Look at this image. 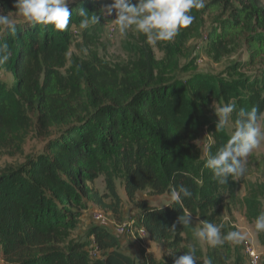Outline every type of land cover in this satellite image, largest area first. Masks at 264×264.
Returning <instances> with one entry per match:
<instances>
[{
	"label": "trees",
	"instance_id": "1",
	"mask_svg": "<svg viewBox=\"0 0 264 264\" xmlns=\"http://www.w3.org/2000/svg\"><path fill=\"white\" fill-rule=\"evenodd\" d=\"M97 1L69 6L72 15L64 30L20 21L15 35L0 32L9 56L0 63L8 73H0V148L18 144L21 107L37 114L40 132L57 131L47 154L0 172V242L6 264H173L197 241L193 224L185 228L176 223L178 217L186 210L216 224L220 209L238 198V179L218 184L204 167L207 157H201L197 139L205 131L215 154L230 137L227 129L216 131L218 118L205 109L212 102H234V120L240 108L264 113V67L240 74L264 63V5L260 0H204L199 13L191 11L197 22L208 15L207 53L246 48L249 59L223 73L194 72L180 79L167 73L152 49H142L136 61L125 65H112L94 53L90 61L71 64L64 77L61 67L82 19L78 9L96 15ZM14 3L0 0V10L15 12ZM191 30V25L183 28L181 43H187ZM82 32L90 43L92 34ZM169 51L176 54L173 47ZM117 171L123 172L125 195L139 211L136 227H144L149 241L171 252L165 259L145 250L139 258L126 253L121 245L125 237L97 223L88 230L93 246H61V237L75 228L89 203L121 216ZM102 177L103 192L95 187ZM179 185L193 194L183 198L184 209L172 201L157 206L137 197L148 188L154 195L170 196ZM174 223L175 232L170 229ZM195 249L196 264H245L230 242L206 253Z\"/></svg>",
	"mask_w": 264,
	"mask_h": 264
},
{
	"label": "rangeland",
	"instance_id": "2",
	"mask_svg": "<svg viewBox=\"0 0 264 264\" xmlns=\"http://www.w3.org/2000/svg\"><path fill=\"white\" fill-rule=\"evenodd\" d=\"M82 1L84 4H87V0H69V6ZM260 1L264 5V0ZM109 3H111V0H98L94 4V7L97 9L96 15L99 17V23L90 25L87 28L93 36L90 43L82 36L83 29L80 27L73 29L74 35L71 47L64 66L61 67V73L64 77L68 75L67 69L71 64L75 62L81 63L84 60L90 61L94 53H97L99 58L112 65H125L136 61L140 57L142 49H152L156 58L161 61L162 66L168 69L167 73L180 79H186L189 74L194 72L220 74L225 72L229 65L249 59L246 48L241 45L238 47H228L222 54H216L215 52L207 53L206 36L211 27L207 14L204 15V18L198 20V22L197 19H194L191 24L192 33L187 43H181L178 38V35L183 31V28H181L171 41L149 44L146 42V37L143 34H133L131 30L126 36L119 34L111 22V20L115 19V15L113 14V16L106 18L107 16L103 12L105 5ZM133 3L135 2L133 1ZM201 10L199 9L198 13ZM15 12H11L9 15L17 22L24 21ZM169 47L175 49L176 54L174 56L171 55ZM172 58L173 63L170 64ZM262 67H264V63H259L251 71H240V74L250 75L256 70L262 69ZM43 72L44 69L37 73L39 79L43 77ZM0 73L2 76L8 75L2 66H0ZM219 105L221 104L218 102H212L205 105V109L210 114L215 115L214 107ZM20 115L22 126L21 138L17 142L18 144L7 142L9 144L0 148V172L15 169L25 164L30 157L47 154L48 141L57 135V131L55 130H52L50 133L40 132L37 127V114L31 112L28 108L21 107ZM231 121L232 126L226 128L230 135L234 131L235 120L231 117ZM260 124L262 129H264V120H261ZM197 143L201 149V157L205 159L204 146L209 144V137L205 131L199 135ZM115 181L117 189L123 198L120 219L108 211H106V220L100 221L95 219V212L103 209L93 203H89L88 209L78 220L75 228L61 237L60 243L62 247L66 249L74 243H87V247L93 246V238L88 234V230L92 224H101L114 230V225L116 224L132 223L133 220H138L139 211L137 207L125 195L123 186L124 174L122 171H117ZM238 181L239 191L237 200L232 203H228L227 201L218 213L219 216L216 224L224 225L226 232L239 231L245 236V239L240 243L230 242L235 254L243 258L245 264H264V231L257 232L255 230V218L257 216H253V213L259 215L264 212V141L247 157L246 171L244 175L238 178ZM95 187L102 192L105 191L103 177L95 182ZM137 197L139 201L146 200L149 204L157 206L165 205L171 201L169 195H154L150 188L139 192ZM248 202L252 204V207L249 206ZM200 222L199 218L193 217V226L195 228L202 226ZM130 237L128 236L124 239L129 241L128 244H133L136 250L135 256L138 258L141 257L142 250L151 251L157 259H165L171 255V252L167 251L163 244L153 243L146 237L144 239L138 235V239ZM247 245L252 246L257 251L258 258L256 261L245 252ZM189 246L195 247L203 253H206L211 247L206 242L198 240ZM129 248L131 249L130 244ZM0 264H6L3 259V246L1 242Z\"/></svg>",
	"mask_w": 264,
	"mask_h": 264
},
{
	"label": "clouds",
	"instance_id": "3",
	"mask_svg": "<svg viewBox=\"0 0 264 264\" xmlns=\"http://www.w3.org/2000/svg\"><path fill=\"white\" fill-rule=\"evenodd\" d=\"M204 7V0H111L105 5L103 12L106 16L115 15L111 20L121 36H126L131 30L133 34H143L146 42L156 44L161 41H171L179 29L190 26L195 17L191 15L193 9ZM16 15L22 17L26 23L52 25L57 30H64L69 25L72 15L69 0H15ZM78 14L82 18L81 29L99 23V17L80 7ZM17 21L9 14L0 10V32L15 35ZM0 63L8 60V45L0 44ZM236 104L229 102L214 107L216 131L221 132L232 126L231 115L236 111ZM264 120V113H258L257 108L251 110L240 108L236 112L234 131L227 142L217 149L215 154L210 152L209 144L204 146L206 161L204 167L210 169L213 179L220 185L233 181L244 175L247 157L264 141V129L260 121ZM192 192L185 185H179L170 192V199L184 209L183 198H191ZM185 228L193 224V217L186 210L177 219ZM176 223L170 228L175 232ZM201 227L193 230L196 240L206 242L211 247L222 246L225 242L240 243L245 236L239 231H228L222 235V224H215L207 220L201 221ZM255 230L264 231V212L255 218ZM195 247H189L187 252L174 259L173 264H196Z\"/></svg>",
	"mask_w": 264,
	"mask_h": 264
},
{
	"label": "built area",
	"instance_id": "4",
	"mask_svg": "<svg viewBox=\"0 0 264 264\" xmlns=\"http://www.w3.org/2000/svg\"><path fill=\"white\" fill-rule=\"evenodd\" d=\"M108 18V16H107ZM113 30V25H112ZM106 211L104 210H97L95 212V219L104 221L107 219ZM135 224V225H134ZM114 232L119 237H128L131 236L133 239H138L137 235L141 238L146 237V230L144 227H136V222L133 220L132 223H123V224H116L114 225ZM245 252L252 257L254 261L258 258L257 251L252 247L248 246L245 249Z\"/></svg>",
	"mask_w": 264,
	"mask_h": 264
},
{
	"label": "crops",
	"instance_id": "5",
	"mask_svg": "<svg viewBox=\"0 0 264 264\" xmlns=\"http://www.w3.org/2000/svg\"><path fill=\"white\" fill-rule=\"evenodd\" d=\"M129 240V239H128ZM129 241H126V239H123L122 240V249L126 252V253H129V254H133L135 255V248L133 246V244L129 243L131 245V249L129 248V244H128ZM132 242V241H131ZM133 243V242H132ZM127 244V245H126Z\"/></svg>",
	"mask_w": 264,
	"mask_h": 264
}]
</instances>
